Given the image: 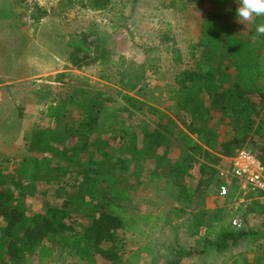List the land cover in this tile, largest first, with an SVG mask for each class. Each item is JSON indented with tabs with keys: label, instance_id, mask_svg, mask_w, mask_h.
I'll return each mask as SVG.
<instances>
[{
	"label": "trees",
	"instance_id": "16d2710c",
	"mask_svg": "<svg viewBox=\"0 0 264 264\" xmlns=\"http://www.w3.org/2000/svg\"><path fill=\"white\" fill-rule=\"evenodd\" d=\"M197 1L226 5L227 11L206 12L200 24L199 40L187 48L191 64L178 71L175 85L169 87L168 98L186 115L185 119L178 116L182 126L169 123L170 119L163 114L153 113L154 117L147 113L154 126L146 122L141 125L139 132L145 142L142 146L134 144L140 134L133 125L123 131L114 124L111 135L104 137L98 127L99 119L107 116L104 111L107 106L99 99L103 97L109 103L114 99L101 92H96L94 101L97 102L81 112L75 126L65 125L64 133L77 137L78 143H61L58 136L60 143L56 145L52 142L51 129L34 126L26 145L27 153L12 169L11 185L23 194V184L36 179L40 170L39 158L52 154L70 167L67 181L60 174L56 183L64 187L68 184L71 188L60 205L28 213L17 203L5 179L0 180V264H7L10 259L16 264H27V259L34 255L39 264H45L53 258V249L46 244L50 239L85 264H118L122 259L116 247L119 230L125 226L132 232L143 233L144 230L135 227V222L141 221L142 216L127 211L133 187L126 184V179L118 178L114 171L122 168L132 172L133 165L136 169L143 167L147 160L154 158L159 148L162 152L157 160L169 166L167 177L178 187L179 197L195 196L198 188L201 189L199 195L203 191L207 194L211 191V184L217 190V165L221 158L232 156L246 142L249 131L264 110V61L259 46L260 41L264 42V36L258 34L250 40L247 34H251V30L247 34L240 32L236 21V0ZM79 2L86 6L84 0ZM110 4L111 0L94 1L99 10L110 8ZM42 14L36 10L30 17L38 19ZM263 21L264 17H257L255 24ZM93 34L82 33L79 40L68 41L67 59L76 69L97 60L102 65L113 63L112 48ZM171 49L177 54L176 63L180 64L183 60L180 51ZM157 68L153 63L148 66V71L155 73ZM122 108L125 107L119 109ZM48 110L49 117L58 113L52 105ZM221 124L226 126L225 131L220 128ZM257 126V132L261 131L263 136L264 111ZM119 142L123 147H119ZM172 143L178 145V154L170 158L167 155ZM82 152L86 159L80 157ZM122 152L128 157L120 158ZM254 153L264 165V140L258 142ZM128 162L132 165L128 166ZM195 167L201 176L208 174L209 177L191 190L187 187V180L192 178L191 171ZM91 215V222L83 233H79L78 220ZM236 231L224 229L211 243L217 251H224L237 244L246 230ZM135 256L127 258L126 262L136 264ZM177 261L171 263L177 264ZM258 263L256 260L255 264Z\"/></svg>",
	"mask_w": 264,
	"mask_h": 264
},
{
	"label": "rangeland",
	"instance_id": "374dc122",
	"mask_svg": "<svg viewBox=\"0 0 264 264\" xmlns=\"http://www.w3.org/2000/svg\"><path fill=\"white\" fill-rule=\"evenodd\" d=\"M84 1L86 6H82L79 0L72 2L0 0V155L11 158L8 162L0 160V165L6 167L5 172H10L12 162L27 153L26 139L34 123L56 128L55 131L59 133L62 143L75 144L77 137H69L64 133L65 125L75 126L74 119L79 116L77 109H74L71 103L68 104L66 111L62 110L56 120H50L43 113L53 100L58 98L67 100L71 96L73 102L78 98L80 89L74 87L76 80L71 78V74L81 75L83 90L92 94V90L96 92L109 84H114L113 88L117 87V72L121 70L120 68L139 67L145 58H152L155 62L158 60L162 71L166 70L169 73L171 66L167 64L170 52L167 50L172 46L174 49L177 48L176 51H180L181 55L182 53L188 55L187 50L184 49L185 34L182 32L185 28L182 29L180 26L185 18V11H181L182 6L188 0H111L110 8L100 10L94 5L96 0ZM36 10H40L43 14L40 18L33 19L30 16ZM172 22L175 25L171 26ZM170 26L172 30H169ZM243 27L245 33V26ZM82 33H94L95 36H100L112 48V57H126V61L130 60V62L118 66V62L115 61L112 66H103L97 60L89 65H83L80 69L72 68L66 61L70 51L68 41L79 40ZM81 55L83 54H79L80 57ZM187 60L183 59L181 63L187 65L189 61ZM32 70H36L40 75H30ZM130 77L132 79L134 75ZM142 79L143 77H140V80ZM44 91L47 95L46 102L42 100ZM107 108L112 110L111 105ZM177 115L182 119L186 118L182 111ZM114 124L118 125L116 121L115 123L110 121V126L102 125L101 130L107 131ZM258 128L253 126L246 142L240 148L251 151L257 148L258 142L264 140L262 132H257ZM62 132L63 134H60ZM55 144L59 145V143ZM161 152V148L156 150L154 153L156 159L147 162L139 169L138 177L145 181L146 187L134 190L136 196H131L127 211L142 216L141 221L135 222V227L144 231L132 232L128 226L119 230L116 247L119 248L122 259L118 264H129L126 262L127 258L134 255H136L134 257L137 260L136 264H167L162 256L165 249L172 246L170 244L173 233L166 228L167 222L165 224L163 217L161 222L155 220V212L160 200L155 195L167 194L169 190H173V187L167 177L169 166L157 160ZM177 152L178 145H172L170 156H176ZM229 158L231 156L222 157L217 165L218 168L228 165ZM83 159H86L85 155ZM41 160L44 165L50 164L60 169L62 172L60 174L64 175L63 179L67 181L70 167L63 161L52 154ZM156 170L161 174L159 179H156L159 174L155 172ZM193 170L191 172L195 177L192 175L189 179L192 183L203 184V181L208 180V174L201 176L197 167ZM68 186L70 185L67 184V191ZM44 188H47L45 191L59 189L52 184ZM210 189L214 190L212 184ZM37 191H41V188L38 187ZM59 195L62 193L58 192L56 198H60ZM24 202L32 211L42 210L36 198L28 196ZM162 212L161 215L164 216V210ZM92 216L78 220L79 233L84 232ZM242 221L246 225L245 230H248L249 221L246 218ZM48 242L54 254L52 260L45 264H85L77 257L67 254L51 239ZM246 258L243 257L244 260ZM26 263L39 264L35 255L28 258ZM7 264L16 263L10 259Z\"/></svg>",
	"mask_w": 264,
	"mask_h": 264
},
{
	"label": "crops",
	"instance_id": "0c3cea01",
	"mask_svg": "<svg viewBox=\"0 0 264 264\" xmlns=\"http://www.w3.org/2000/svg\"><path fill=\"white\" fill-rule=\"evenodd\" d=\"M182 8L183 9L181 11H185V18H183V23L180 26L182 29L185 28L182 32L183 34H185L186 42L184 49L186 50L191 43H195L199 40L200 24L207 11H220L224 13H226L227 11L226 5L201 3L197 0H188L184 2ZM261 23H264V21ZM173 25H175L174 22H172L171 26ZM239 25L240 32L244 33L243 26L245 25L243 23H239ZM171 26L168 27L169 30H172L170 29ZM245 30L246 34L251 30V34H247L250 40L255 39L256 35L258 36L256 32V24H248L247 27L245 26ZM259 46L262 47V52H264L263 41L259 42ZM169 49L167 50L170 52L169 62L167 64L171 66V69L168 70L169 73H167L166 70L165 72L162 71L161 64L158 62V60L157 62H155L152 58H145L141 64L139 63V67L133 68L132 66H125L124 68H120L121 70L117 72V87L113 88L114 84H109V86H105L104 89L96 91L97 93L101 92V94L109 95L114 99L110 103L103 97H100L99 99V101L105 103L106 106H112V110H109L106 107L104 111L107 116L99 119L100 124L98 128L100 129L101 134L103 133L102 135L104 137H107L109 134L111 135V128L107 131H102L101 127L102 125L105 126V124L110 126V121H114V123L116 121L118 124L117 127L119 129H122L123 131L127 129L129 130L133 125L135 126L136 133L140 134L139 130L143 122L148 123V125L150 126H154L147 118V113H154L156 115L163 114L170 119L169 121L171 122L169 123L182 126V122L179 120L177 115L178 112L182 110L180 108H177L175 102L171 101L168 98V94L169 87L175 85L174 80L176 78V75L178 74V71L184 69L187 65L191 64V62L187 60L188 55L186 56V54L182 53V59L187 60L188 64H177L175 61V57L177 56V54L170 51ZM112 58L113 63L115 61L118 62V66L122 65L123 63L130 62V60L126 61V57ZM153 63L158 66L155 73H152L150 70L148 71V66ZM69 64L71 65L70 62ZM179 66L183 67L180 68ZM71 67L75 69L73 65H71ZM30 75L40 74L38 72L36 73V70H32V72H30ZM130 75H134V77L131 79ZM140 77H143V79L140 80ZM71 78L76 80V82H74V87L77 86L76 88L80 89V94L76 100H73V102H71V96H69L67 100L58 98L50 102V105L58 109V113H56L54 117H49L47 115L49 111L48 107L50 105L43 110L45 116L50 120H56V117L60 116L62 110L66 111L68 104L71 103L73 108L77 109L79 114L77 119H74V121L77 122L80 118L81 112L84 109H87L88 106H91L92 103L97 102L94 101V96L96 95V92H94V90H92V94H89V92L83 90V80L81 75L75 74V76H73V74H71ZM45 93V91L44 93H42V100H44V102H46L47 98V95H45ZM44 102L43 105L45 104ZM257 102L259 103V101ZM132 104H134V106L136 105V107H132ZM122 106H124L125 108L119 109ZM263 111L260 113L261 115L256 119L254 128L258 127L257 125L260 122ZM34 126H41L51 129L54 135V139H52V142L54 144L58 143L57 139L60 135L55 131L56 128L48 126L47 124L43 125L40 123L32 124L29 135L27 134L28 138L26 139V143L30 138L31 129ZM220 128L222 129V131L226 130V126L224 124H221ZM60 134H63V132ZM223 137L224 136H221V138ZM141 138L142 135L140 134L136 139H134L136 140L134 142L135 146H142L143 144H145V142H142ZM78 141L79 140H77L75 144L78 143ZM60 142L62 143L61 140ZM118 144L119 147H123L122 142H119ZM172 145H175V143H172ZM83 155H85L84 152H82V155L80 157H83ZM47 156L50 155L47 154ZM119 157L125 158L128 157V154L122 152L119 154ZM167 157L172 158L173 156H170V154H168ZM41 159L44 158H39L40 170L36 176V179L30 183L23 184L25 185L23 194L19 193V189H14V187L11 185V180L13 178L12 169L19 160H15L12 162L13 165L10 172H5L6 167L0 165V180L3 178L5 179L6 185L9 186V188L15 194L17 203L24 206L25 211L28 213L35 212V210H30V208L24 202V199L28 196L38 199L39 207L41 209H44L47 206L60 205L62 200L65 199V194L67 193V186L64 187L56 183L57 179L60 177V173H62L61 170L50 164H42ZM154 159L156 158H152V160ZM0 160L8 162L11 160V158H5L0 155ZM149 161L151 160H147L146 163ZM127 164L128 166L132 165L129 162ZM133 167L134 168L132 172H126L125 169L123 170L122 168H118L114 171V174L118 178L126 179V184L133 187L131 195L136 196L134 190L137 191L139 188H145L146 186L144 185L145 181L138 177L139 169L142 167L140 166L138 169H136L134 165ZM134 169H136L135 172ZM155 172L159 173L158 170H156ZM193 173H195V171ZM160 175V173L157 174L156 179H159ZM193 176L195 177V175ZM51 184L55 188L57 187L59 189H48L47 191H45L47 188L45 189L44 187ZM170 185L173 187V190H169V193L163 195H155L160 199L157 210L155 212V220L161 222V218L163 217L165 219V224L167 222L166 228L169 232L173 233V237L171 239L172 243L170 244L172 246H168L162 256L166 263H171L178 260L177 264H255V261L259 260L258 264H264V195L262 193L255 194L254 196L246 198L244 201H242L238 196L237 190L234 188L232 189L233 191L231 190L230 195L226 198L220 197L217 194V190L215 189V191L211 190L207 194L203 191L202 194L199 195L198 192L201 189L198 188L197 195L195 196L179 197L177 195L178 187L172 185V183ZM196 185L197 184L192 183L189 179L187 180V187L191 190L195 189ZM38 187L41 188V191H37ZM68 187L69 189L71 188L70 186ZM58 192L62 193V195H59L61 196L60 198H56ZM137 195L139 194L137 193ZM162 210H164V216L161 215V213H163ZM236 217H241L242 219L246 218L249 221L248 230H246L245 234L242 235L237 244L228 247L224 251H217L216 247L211 242L216 240L224 231V229H231L237 232L236 230L239 229L231 226V221ZM46 244L49 245L48 240H46ZM180 253L182 254L180 255ZM244 256L247 257L245 260L243 259Z\"/></svg>",
	"mask_w": 264,
	"mask_h": 264
},
{
	"label": "built area",
	"instance_id": "2783aa9c",
	"mask_svg": "<svg viewBox=\"0 0 264 264\" xmlns=\"http://www.w3.org/2000/svg\"><path fill=\"white\" fill-rule=\"evenodd\" d=\"M217 176V194L220 197H228L233 188L242 201L258 193L264 195V165L254 151L247 148L236 149L228 165L218 168ZM231 226L246 229L241 217L234 218Z\"/></svg>",
	"mask_w": 264,
	"mask_h": 264
},
{
	"label": "clouds",
	"instance_id": "9594fccd",
	"mask_svg": "<svg viewBox=\"0 0 264 264\" xmlns=\"http://www.w3.org/2000/svg\"><path fill=\"white\" fill-rule=\"evenodd\" d=\"M237 22L243 23L246 27L248 24H255L257 17H264V0H236ZM257 34L264 36V23L256 24Z\"/></svg>",
	"mask_w": 264,
	"mask_h": 264
}]
</instances>
